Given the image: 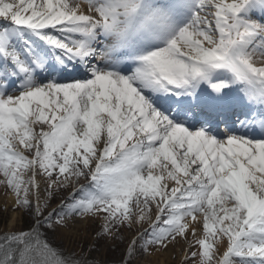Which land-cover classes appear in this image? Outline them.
<instances>
[{
  "label": "snow or ice",
  "instance_id": "snow-or-ice-1",
  "mask_svg": "<svg viewBox=\"0 0 264 264\" xmlns=\"http://www.w3.org/2000/svg\"><path fill=\"white\" fill-rule=\"evenodd\" d=\"M0 188V264H264V0H0Z\"/></svg>",
  "mask_w": 264,
  "mask_h": 264
},
{
  "label": "rangeland",
  "instance_id": "rangeland-1",
  "mask_svg": "<svg viewBox=\"0 0 264 264\" xmlns=\"http://www.w3.org/2000/svg\"><path fill=\"white\" fill-rule=\"evenodd\" d=\"M11 194L5 192L0 188V232L8 230L11 227L13 230L24 229L27 226L28 217L26 215H17L13 211V201L10 200ZM13 198V197H12ZM55 202L53 203L54 206ZM95 225H89L87 231L82 230L81 235L76 238H69L66 235L57 234L53 241L56 245L62 246L65 249H76L79 251L80 246L87 247L94 239L93 229ZM124 245H120L119 249L113 246L110 242L100 241L99 246L95 252L92 253L93 257L100 261H113L119 260ZM184 249H173V252L165 257L157 255L151 258V264H160V259L165 260V264H181Z\"/></svg>",
  "mask_w": 264,
  "mask_h": 264
},
{
  "label": "bare ground",
  "instance_id": "bare-ground-1",
  "mask_svg": "<svg viewBox=\"0 0 264 264\" xmlns=\"http://www.w3.org/2000/svg\"><path fill=\"white\" fill-rule=\"evenodd\" d=\"M223 127H224V125L222 126V128H223ZM10 200L13 201V198L10 197ZM172 252H173V249H171L169 252L162 253V254H160V255L163 256V257H165V256L171 254ZM160 264H165V260H164L163 258L160 259Z\"/></svg>",
  "mask_w": 264,
  "mask_h": 264
}]
</instances>
